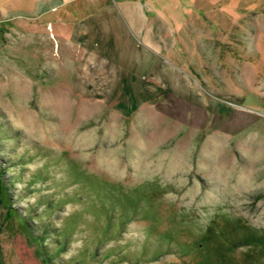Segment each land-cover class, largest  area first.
Returning a JSON list of instances; mask_svg holds the SVG:
<instances>
[{
    "label": "rangeland",
    "instance_id": "rangeland-1",
    "mask_svg": "<svg viewBox=\"0 0 264 264\" xmlns=\"http://www.w3.org/2000/svg\"><path fill=\"white\" fill-rule=\"evenodd\" d=\"M0 264H264V0H0Z\"/></svg>",
    "mask_w": 264,
    "mask_h": 264
},
{
    "label": "crops",
    "instance_id": "crops-1",
    "mask_svg": "<svg viewBox=\"0 0 264 264\" xmlns=\"http://www.w3.org/2000/svg\"><path fill=\"white\" fill-rule=\"evenodd\" d=\"M87 8H84V11H86ZM59 24L63 25L64 27H67L69 24H65L64 22H62L61 20L59 21ZM75 26V25H74ZM92 25L90 24V26L88 27L87 26V22H80L78 23L75 27H73V30H72V35L70 37H67V40L68 41V38H70L71 40L69 41V45H74V42L76 40V43L78 45H80V47H85V40L83 37H86L87 34H86V31L90 29ZM64 40V41H65ZM66 41V42H67ZM84 44V45H83ZM85 53L82 54L83 57H81V61H91L90 64H86L85 65V68L86 69H96L97 68V65L99 66L100 64L97 63L96 65V61H99V57L96 55V52H92V49L89 50L88 48H85ZM103 65L99 66L101 69L103 68L102 67ZM99 69V68H98Z\"/></svg>",
    "mask_w": 264,
    "mask_h": 264
}]
</instances>
